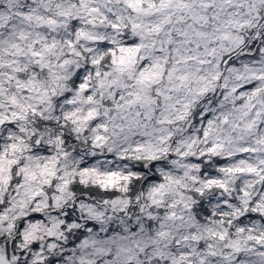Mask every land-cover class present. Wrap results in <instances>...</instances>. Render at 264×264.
<instances>
[{"label":"snow or ice","instance_id":"1","mask_svg":"<svg viewBox=\"0 0 264 264\" xmlns=\"http://www.w3.org/2000/svg\"><path fill=\"white\" fill-rule=\"evenodd\" d=\"M0 264H264V0H0Z\"/></svg>","mask_w":264,"mask_h":264}]
</instances>
